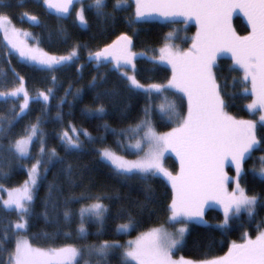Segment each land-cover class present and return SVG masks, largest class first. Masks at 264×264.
<instances>
[{
    "label": "snow or ice",
    "instance_id": "obj_1",
    "mask_svg": "<svg viewBox=\"0 0 264 264\" xmlns=\"http://www.w3.org/2000/svg\"><path fill=\"white\" fill-rule=\"evenodd\" d=\"M45 10L46 15L55 17L56 24L49 27L36 14L24 11L20 14L22 22L47 30L49 43L66 44L71 38L63 21L72 16L73 24L87 28L89 21L85 15L91 12L98 28L103 32L114 28L122 20L130 30L122 31L111 43H106L96 50L87 44L74 43L65 55L46 52L41 44L43 38L33 33L17 29L11 16L13 5L10 0H0V33L5 43L4 56L15 54L19 61L33 69L45 73L50 85L37 89L33 95L27 88V80L11 66V60L0 59V83L11 82L13 87L0 90V102L13 101L6 111H0V178H7L13 164L23 160H33L26 169V179L12 189H5L0 184V192H7V199L0 197V207L6 212L14 211L15 221L9 220L3 227L0 237V253L7 251L5 245L11 242L13 235L31 227L34 215L46 225H55L53 233H33L31 239H52L57 237L62 228H69L78 219L76 239L87 240L89 235L86 224L98 225L97 235H102L103 227L110 213L107 201H119L118 194L102 193L93 195L87 191L65 195L64 186L54 177L47 183V191L42 203V211L34 212L36 194L42 181L47 179V172L57 164H63V157L55 147H48V134L41 127L47 121L51 111V101L56 99V92L62 86L57 73L75 68L82 76L87 65L94 67L95 74L88 81L87 87L94 92L95 107H85L82 113L91 119L103 120L107 115L106 103L123 104L132 97L143 96L145 106L143 117L126 128H112L107 121L98 125L103 132L93 137L87 129H80L69 122L64 130L57 133V139L66 153L80 152L85 142L103 145L94 149L99 161L109 168L111 174L123 183L131 180L142 182L144 201H137V207L154 210L150 204H156L150 179L160 178L171 187V198L165 207L168 213L164 222L140 232L134 240L121 244L119 240H101L97 243L64 244L59 247H34L27 236L16 235L15 247L8 251L7 259L0 264H109L110 258L117 257L118 264H264V220L257 224V234L252 238L243 233V242L232 241L228 250L219 256H208L216 241L209 236L197 247L206 249L204 258L173 259L174 252L184 247L191 232L192 224L204 225L210 230H226L230 223L239 219L241 213L255 219L258 210L264 209V196L249 194L241 181L246 175L245 164L256 151L264 153V0H36ZM23 3V0H22ZM131 9V11H129ZM241 11L248 20L251 31L246 36H238L232 29L230 20L234 11ZM128 13V15H121ZM159 17L169 24L185 23L195 19L197 32L192 37L191 46L180 50L172 41L175 31L166 33L163 44L159 47L146 46L142 51H133L135 37L139 29L134 25ZM29 41H32L30 43ZM81 49H87L83 63ZM229 52L233 65L228 71L239 70L243 76H233L231 80L217 74L218 55ZM151 53V55L149 54ZM138 60H143L144 72L154 73L161 65H167L171 75L166 82L142 83L138 76ZM235 66V67H233ZM105 69V71H100ZM11 73V81L8 74ZM115 73L118 84L108 87L109 75ZM152 79L151 77H147ZM243 85L242 96L251 97L247 110L258 119H237L226 109L228 102L226 91ZM250 86V87H249ZM84 87L73 88L71 82L64 88V95L59 98L54 122L63 121V106L83 99ZM182 94L186 99L187 110L182 112L180 105L169 96ZM71 96V101L68 97ZM15 101H19L18 107ZM33 103L40 104L41 110L34 122L24 126L21 133H14L16 125L31 111ZM70 114V113H69ZM123 115V113H121ZM175 126L170 131L158 133L152 117ZM143 132V135L140 133ZM116 139L114 144L106 145L107 135ZM81 136L85 139L81 140ZM135 137V143L125 144V140ZM6 141V143H5ZM39 144L35 158L32 147ZM145 145L147 146L145 149ZM134 150L137 158L126 159L118 153ZM143 153L140 155V153ZM168 153L175 154L179 161V171L173 174L164 161ZM259 168L255 165L250 171L264 182V154L258 157ZM235 169V175L229 176L225 165ZM70 189L79 185L72 179L74 169L71 164L61 169ZM233 184L231 191L228 185ZM85 201L86 203H81ZM209 202H215L223 212V219L212 225L204 218ZM80 203L79 209L73 204ZM135 209L120 205L115 218L123 222L117 224V234L134 230L140 221L134 215ZM167 225V227H166ZM177 225H179L177 227ZM65 238L71 232H64Z\"/></svg>",
    "mask_w": 264,
    "mask_h": 264
},
{
    "label": "trees",
    "instance_id": "obj_2",
    "mask_svg": "<svg viewBox=\"0 0 264 264\" xmlns=\"http://www.w3.org/2000/svg\"><path fill=\"white\" fill-rule=\"evenodd\" d=\"M10 3L13 5V8L11 9V19L13 25L17 29L27 30L36 36L42 37L44 42L41 44V47H43L44 50L50 54L65 55L74 43L87 44L89 49L96 50L97 47H103L104 44L111 43V41L114 40L122 31H128L129 34H131L130 30L126 27L122 20H118L114 28L102 32L98 28L92 13L86 11L85 15L89 21V26L86 29L73 24L74 15L72 14V16L66 21L62 22L71 37L69 41L66 44L49 43L47 40V30L40 27H34L27 22H22L20 14L24 11L36 14L42 21L47 23L49 27L57 23L55 17L46 15L45 10L36 2V0H23V3L22 0H10ZM129 11H131V9ZM121 15H128V13H122ZM191 20L194 21L195 19ZM134 27L140 30L139 35L135 37V47L133 49V51L137 52L144 50L146 46H161L164 42V35L170 32L174 27L179 28L181 33L177 36L176 41H172L173 44H176L181 48H188L191 44V36L194 34L196 29V25L193 23L185 24L181 22L169 24L162 18H150L147 21L134 25ZM233 27L239 35H247L249 33V28L241 16L236 15L233 17ZM29 42L32 43V41ZM5 51V42L0 35V59L11 60V66L16 68L17 72L26 78L27 88L31 94L34 95L37 89H44L50 86L45 79V73L35 70L31 66L20 62L15 54L5 57ZM86 53L87 49H81V60L77 61V63L84 62L83 57L86 56ZM149 54L151 55V53ZM229 54L231 53L224 52L218 55L216 61L217 74L220 77H227L229 80H231L233 76L238 78L242 77L243 73L239 70L228 71L229 66L233 65V61ZM137 66L141 69L138 79H140L142 83H163L166 82L167 78L171 75V70L167 65L159 66V69L154 73H147L143 71L144 68L150 67V65H146L143 60H138ZM0 67H7V64H0ZM95 71L96 70L92 65H87L83 70L82 76L77 75L74 67L68 69L67 71L57 73L58 80L62 86L59 87L56 92V99L51 101V111L48 113L47 121L42 123L41 127L48 134V147H55L59 155L63 157L64 163L57 164L47 172V179L42 181L36 194L34 212L38 214L42 211L41 201L47 191V183L52 181L54 177L64 186L65 195L70 193L79 194L82 191H87L93 195L102 193H109L113 195L118 194L121 199L119 201L111 202L107 200L104 201V203L109 204L110 206V213L108 214V219L103 227L104 234H96L98 225L94 223L86 224L89 233L87 240L76 239L75 229L79 223L78 219L74 221L69 228H62L60 234L55 238L45 239L41 237L39 239H31L33 233L41 231L53 233L56 230L55 225H46L42 219H38L37 216L34 215L31 221V227L28 231L26 233L21 231L16 235L27 236L30 239V243L35 247H59L64 244H76L79 246L82 243L92 244L101 240H119L121 244H125L131 238L139 235L140 232L147 231L151 227L162 224L168 215L165 211V207L171 198V187L166 181L160 178L150 179L148 181V183L152 186L154 199L158 201V203L149 205L150 208L154 209L151 214L147 210L141 211L137 207L136 202L144 201L142 182L138 180H131L127 183H123L114 177L109 168L99 161V158L94 151L95 148L102 147L103 145L85 142L84 149L82 151L66 153L57 139V133L67 128L69 122L77 128L87 129L93 137H98L103 132V129L99 128L98 125H102L104 121H107L112 128L118 130L120 128H126L128 125H135L143 117V108L145 106V98L143 96L132 97L130 101H128L125 97L124 103H130V107L127 109L124 108L123 104L113 105L111 103H106L105 106L107 108V115L104 116L103 120L86 117L82 113V109L86 106L95 107V104L93 103L94 92L87 87L88 81L91 79L92 75L95 74ZM100 71H105V69H100ZM147 77H151L152 79H148ZM8 80L11 81V73L8 74ZM69 82L72 83L74 89L77 87H84L85 92L83 99L72 104L71 107L68 103H65L63 106V121L54 122L53 118L55 117L57 111L55 105L59 101V98L64 95V88L68 86ZM118 83L119 81L117 80L116 74L111 73L109 75V84L107 86L111 87L113 84ZM11 87H13L11 82L7 84L0 83V90H7ZM242 87L243 85L238 84L236 88L226 90L229 93V95L225 97L228 102L226 111L236 118L257 119L256 114L250 113L246 108V105L251 102V97L248 96L245 98L241 95L240 89ZM169 96L171 99H175L177 101V104L180 105V110L182 112H186L187 101L186 99H181V94L178 93L177 95L172 96L171 93H169ZM71 99L72 97L69 96L68 100L71 101ZM12 102L13 101L11 100L7 104L0 102V111L7 109V106L9 107ZM41 107L42 106L40 104L33 103L31 105L30 113L20 120L13 130L14 133H21L25 125L34 122L36 117L40 115ZM121 113H123V115ZM152 120L155 130L158 133L166 132L175 126L174 124H169L160 120L156 115H153ZM84 139L85 138L81 136V140ZM115 139L116 137L108 134L105 144L116 148V145L114 144ZM134 141L135 137L131 140H125L124 143H132ZM38 148L39 144L37 142L32 147L33 158H35ZM117 151L119 154L124 155L127 158L137 157L134 151L122 152L119 149H117ZM262 154L264 153L260 151L254 152L252 154V158L247 160L245 164L246 175L241 183L247 188L250 195L258 193L261 196H264V182H261L260 178L255 176L250 171L253 165L259 168L258 157ZM33 162L34 159L23 160L13 164L12 168L9 170V176L7 178H0V184H2L5 189L18 187L27 176L26 169L23 165L30 167ZM166 162L169 164L171 169L176 168L175 162L170 157L166 158ZM68 164L73 166L74 175L72 179L79 185L74 189L69 188L61 172V169L66 167ZM229 171L233 173L231 168H229ZM81 203L86 202L82 201ZM120 205H124L129 209H135L134 215L140 223L134 230H130L127 233L117 234L115 232L116 226L117 224L123 222L122 220L115 218L116 210ZM71 207L73 209H79L80 203L73 204ZM204 218L209 222V224L215 225L223 219V213L216 208L210 207L205 210ZM16 219L17 215L14 211L6 212L2 207H0V237L4 235V225H6L9 220L15 221ZM262 220H264V209L258 210V214L255 219H250L245 213H241L240 218L233 220L226 230H210L204 225L192 224L191 232L187 237L185 246L175 251L174 256H181L188 259L204 258L206 249L203 247L198 248L197 244L203 242L209 236H211L216 243L212 245L210 250H207V255H223L228 250V246L232 241L239 242L243 240V233L247 232L252 238L255 237L257 234V224ZM64 232H71V237L65 238L63 235ZM16 235H13L11 242L5 245L7 251L0 253V261H5L7 259L8 251L14 249ZM81 264H83V260L81 261ZM109 264H118L117 257H111Z\"/></svg>",
    "mask_w": 264,
    "mask_h": 264
},
{
    "label": "rangeland",
    "instance_id": "obj_3",
    "mask_svg": "<svg viewBox=\"0 0 264 264\" xmlns=\"http://www.w3.org/2000/svg\"><path fill=\"white\" fill-rule=\"evenodd\" d=\"M79 7H80V5L77 4V5L75 6V8L73 9L72 14L74 15V17H75V10H76L77 8H79ZM236 15L242 17V19L244 20V22L247 24V26H248V28H249V32H250L251 29H250V27H249L248 20H247V18L244 16V14H243L241 11H239V10L234 11L233 14H232V16H231L230 24H231L232 29L235 31V29H234V27H233V17L236 16ZM155 18H159V17H155ZM193 19H194V18H193ZM188 23H193V24L196 25L195 20H194V21H193V20H190ZM175 30H178V31H175ZM171 31H175V39H174L173 41H176L177 36L181 33V30H180L179 28L174 27ZM196 32H197V25H196V29H195V31H194V34L191 36V38L194 37V36L196 35ZM235 33H236V31H235ZM236 34H237V33H236ZM0 35L2 36V39H3V33H0ZM237 35H238V36H246V34H245V35H239V34H237ZM247 35H248V34H247ZM3 41H4V40H3ZM190 41H191V43H192V39H190ZM4 42H5V41H4ZM5 43H6V42H5ZM172 43H173V42H172ZM174 45H175L176 47H178L180 50H186V49H188V48L191 46V44H190V46H189L188 48H181V47L177 46L176 44H174ZM229 56L231 57V54H229ZM249 87H250V86H249ZM181 95H182V94H181ZM15 103L17 104V107H18L19 101H18V102L15 101ZM9 107H10V106H9ZM9 107L7 106V109H8ZM7 109H3V110H1V111H6ZM255 114H256L257 119H258L260 113H259V112H256ZM237 119H240V118H237ZM170 130H171V129H170ZM170 130H168V131H170ZM168 131H166V132H168ZM162 133H164V132H162ZM141 135H143V132H141ZM132 143H135V141L132 142ZM146 147H147V146L145 145V149H146ZM132 151H134V150H132ZM142 154H143V153L141 152L140 155H142ZM168 157H170L171 159H173V161L175 162L176 168H175V169H171L170 166H169V164L166 162V159H165V161H164L165 167H167L171 172H173V174H175L176 172L179 171V161L177 160L175 154H173V153H168L167 156H166V158H168ZM125 158H126V159H130V160H132V159H136L137 157H135V158H127V157H125ZM229 168L232 169L233 173H231V172L229 171ZM224 171H225L230 177L235 175V169H234L230 164H226V165H225ZM232 187H234L233 184H229V185H228V191H229V192L231 191ZM0 197H2L3 199H7V192H6V191L0 192ZM210 207H211V208H216V209H218V210H220V211L222 212L220 206L217 205L215 202H209L208 205L206 206L205 210H206L207 208H210ZM222 213H223V212H222ZM178 226H179V225H177V227H178ZM166 227H167V225H166ZM137 236H138V235H137ZM137 236H136V237H137ZM136 237L131 238L130 240H134ZM253 238H255V237H253ZM128 241H129V240H128ZM242 242H243V240H242V241H239V242H237V243H242ZM34 247H35V246H34ZM180 257H181V256H179V257H175V256L173 255V259H175V260H179Z\"/></svg>",
    "mask_w": 264,
    "mask_h": 264
}]
</instances>
